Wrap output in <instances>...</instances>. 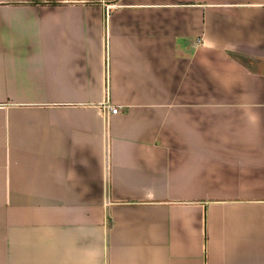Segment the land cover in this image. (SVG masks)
I'll list each match as a JSON object with an SVG mask.
<instances>
[{"label":"crops","instance_id":"1","mask_svg":"<svg viewBox=\"0 0 264 264\" xmlns=\"http://www.w3.org/2000/svg\"><path fill=\"white\" fill-rule=\"evenodd\" d=\"M0 264H264V0H0Z\"/></svg>","mask_w":264,"mask_h":264},{"label":"built area","instance_id":"2","mask_svg":"<svg viewBox=\"0 0 264 264\" xmlns=\"http://www.w3.org/2000/svg\"><path fill=\"white\" fill-rule=\"evenodd\" d=\"M106 109L108 110L109 113L115 114L118 112V106L116 105H107Z\"/></svg>","mask_w":264,"mask_h":264}]
</instances>
